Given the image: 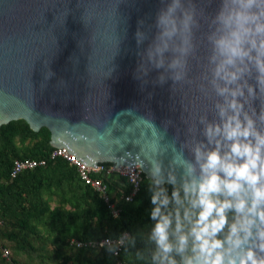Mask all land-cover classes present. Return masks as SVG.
<instances>
[{"label": "water", "instance_id": "water-1", "mask_svg": "<svg viewBox=\"0 0 264 264\" xmlns=\"http://www.w3.org/2000/svg\"><path fill=\"white\" fill-rule=\"evenodd\" d=\"M88 169L221 185L244 230L189 264H264V0H0V126Z\"/></svg>", "mask_w": 264, "mask_h": 264}, {"label": "trees", "instance_id": "trees-1", "mask_svg": "<svg viewBox=\"0 0 264 264\" xmlns=\"http://www.w3.org/2000/svg\"><path fill=\"white\" fill-rule=\"evenodd\" d=\"M49 138L47 127L33 132L24 119L0 126V241L9 248L11 261L29 263L16 255L32 247L31 237L44 233L55 248L71 249L68 255L59 251L60 264H115L108 249L77 248L69 239L113 237L126 230L130 237L120 254L124 264H189L207 249L215 250L219 239L244 230L240 208L221 185L186 192L170 183L157 187L143 173L140 190L125 201L130 184L124 176L97 174L119 208L114 217L99 194L80 180L75 166L61 157L10 178L15 158L49 156ZM54 197L58 205L51 206ZM209 232L213 239H204ZM0 261L10 264L1 254Z\"/></svg>", "mask_w": 264, "mask_h": 264}, {"label": "built area", "instance_id": "built-area-1", "mask_svg": "<svg viewBox=\"0 0 264 264\" xmlns=\"http://www.w3.org/2000/svg\"><path fill=\"white\" fill-rule=\"evenodd\" d=\"M61 157L68 161L71 165L75 166L78 176L84 184L89 185L95 190L103 201L110 208V211L114 217L119 214V208L114 201L111 200V195L108 192V187L106 183L95 175L111 174L117 173L126 178L127 182L130 184L129 193L123 196L125 201H131L132 198L138 193L141 187V182L143 178V171L139 167L133 166H122L119 169H112V163L99 162L96 164L94 169H88L78 163L75 159L69 156L63 151V148L57 149L53 147L50 151V154L46 158H15L12 162V166L9 172L10 178H14L19 173L33 169L37 166L45 165L48 159H55ZM3 224V221L0 219V226ZM130 234L128 231H122L117 236H104L99 239H89V240H79L76 238H70L69 243L77 248L80 247H90V248H106L111 254L115 257V264H124L123 260L120 258V254L125 247ZM0 254L6 261L10 264H29L22 263L20 261H11L10 250L7 246L1 244L0 241Z\"/></svg>", "mask_w": 264, "mask_h": 264}, {"label": "rangeland", "instance_id": "rangeland-1", "mask_svg": "<svg viewBox=\"0 0 264 264\" xmlns=\"http://www.w3.org/2000/svg\"><path fill=\"white\" fill-rule=\"evenodd\" d=\"M54 205H58V202L56 201L55 197L53 198V200H51V206ZM5 226L7 227L6 230L9 231L11 226H9V224H5ZM47 237H50V235L44 233L42 236L39 237H31L30 240L32 247L27 248L24 251H19L16 256L20 259H24L28 261L30 264H60V262L63 259V256L61 257L58 254L59 251H62L63 255L66 254L68 255L71 253V249L67 247H62L61 249L55 248L54 245L47 239ZM204 239L212 240L213 233L211 232L206 233ZM9 243L10 246L11 245L13 246V243L11 242ZM200 247L201 246L195 247V249L192 252V255H197L200 251ZM0 264H4V263L0 261Z\"/></svg>", "mask_w": 264, "mask_h": 264}]
</instances>
